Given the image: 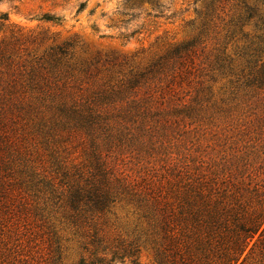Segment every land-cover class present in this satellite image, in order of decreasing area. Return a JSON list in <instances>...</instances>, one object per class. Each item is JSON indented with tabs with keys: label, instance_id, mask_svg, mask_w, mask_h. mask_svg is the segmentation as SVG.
I'll use <instances>...</instances> for the list:
<instances>
[{
	"label": "rangeland",
	"instance_id": "obj_1",
	"mask_svg": "<svg viewBox=\"0 0 264 264\" xmlns=\"http://www.w3.org/2000/svg\"><path fill=\"white\" fill-rule=\"evenodd\" d=\"M4 54L27 91L0 107L20 153L0 166L6 263L132 264L136 242L139 264H160L163 204L264 193V0H1ZM79 188L114 200L75 210ZM244 256L264 264V239Z\"/></svg>",
	"mask_w": 264,
	"mask_h": 264
},
{
	"label": "trees",
	"instance_id": "obj_2",
	"mask_svg": "<svg viewBox=\"0 0 264 264\" xmlns=\"http://www.w3.org/2000/svg\"><path fill=\"white\" fill-rule=\"evenodd\" d=\"M4 58L5 54L0 60L4 61ZM9 64L3 63V70L0 68L5 72V77L0 75L2 108L10 101H14L13 107L20 106L27 92L23 87L25 89L23 97V93L18 90L19 81L14 77V73L7 78L5 66ZM12 66L14 71L22 76L16 71L13 61ZM13 134H16V127L7 123L1 116L0 162L6 157L7 160L0 163L2 164L0 166L7 165V168H10L15 155L20 154L12 139ZM1 151H5L7 155L1 154ZM4 184L5 180L0 173V231L10 222L5 220L11 218L8 216L11 211L6 200L8 196ZM194 191L195 196L186 193L183 202L177 207L172 208L165 203L159 211L153 213L160 215L159 222L154 227L152 223L149 228L154 234L156 261L160 264H245L246 250H252L258 241L264 239V193L257 195L256 202L248 201L246 205L239 206L234 201L225 200L212 189L198 187ZM112 192L108 190L96 194L97 192L81 191L79 188L73 192L70 200L73 208L79 210L81 200L87 197L88 202L83 205L85 209L103 211L106 205L114 200ZM156 236H159V242ZM139 251L140 246L136 242H131L124 256L129 257L132 264H139ZM6 257L0 255V264L9 263H6ZM118 257L117 252L113 251L111 258L94 255L90 260L82 259L79 264H113Z\"/></svg>",
	"mask_w": 264,
	"mask_h": 264
}]
</instances>
